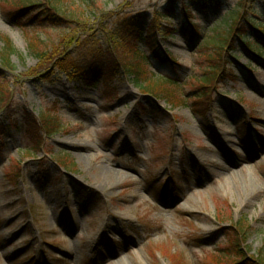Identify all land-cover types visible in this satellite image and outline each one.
<instances>
[{
  "label": "rangeland",
  "instance_id": "374dc122",
  "mask_svg": "<svg viewBox=\"0 0 264 264\" xmlns=\"http://www.w3.org/2000/svg\"><path fill=\"white\" fill-rule=\"evenodd\" d=\"M9 1L0 0V48L3 39L13 47L10 68L0 65V84L13 92L10 115L0 112V264H240L227 239L238 221L247 227L241 250L254 261L264 251V61L250 62L244 38L224 44L239 57L234 64L223 55L233 73L210 88L213 109H191L204 92L195 78L208 73L238 0H58L56 9L78 21L62 19V29ZM42 1L24 6L39 14ZM251 1L264 21V0ZM183 6L193 10L192 39L179 29ZM172 9L166 22L161 15ZM120 19L136 20L164 53L121 41L148 56L139 80L100 67L90 86L55 68L66 37L93 28L100 35ZM152 22L160 34L152 35ZM164 27L173 33L165 37ZM160 76L177 82L164 90L175 105L140 90V81ZM41 117L59 128L37 152L30 132Z\"/></svg>",
  "mask_w": 264,
  "mask_h": 264
},
{
  "label": "trees",
  "instance_id": "16d2710c",
  "mask_svg": "<svg viewBox=\"0 0 264 264\" xmlns=\"http://www.w3.org/2000/svg\"><path fill=\"white\" fill-rule=\"evenodd\" d=\"M27 0H12L9 2H6V6H21L15 9V12H25L29 11L28 16L32 18H37L38 22L41 25H51V26H59L61 29L63 28V24L65 22H62V19H65L67 22H72V24H76L78 21L70 18L69 16H65L62 14L57 8L58 0H43L42 4L40 5V8H44V11L39 12V14L35 11L36 8H31L30 6H24ZM217 6L219 7L222 5L221 1H216ZM23 5V6H22ZM34 7V6H33ZM18 10V11H17ZM182 17H183V23L179 25L181 28V31L183 33H188V35L192 38L195 37L196 27L192 24V14L193 11L191 7L189 6H183L182 9ZM174 10L172 9L171 13L169 15H161L163 19L168 22V20H171L172 16L174 15ZM256 11L253 8V1L249 4L248 0H238L235 10L231 13H229L230 19L232 21L233 27L230 29V31L226 34V37L224 38L223 44L221 45H214V47L217 49L214 53H212L211 59L208 60L209 62V70L207 74H204L202 77H196V81L200 83L199 89L203 90L204 92L199 94L197 98H195L192 101L191 109L198 113L200 112L202 115H204V108L208 107L211 103L210 97V88L215 85V83L218 82V80L223 77L228 76L230 77L233 73L232 69L228 67V64L223 58V52L224 47L229 45L230 38L232 35H237L241 38H244V44L247 47L249 51H252L256 53L257 56H253L250 54L252 59L250 60L251 63L253 62H261L264 61V22L260 19V15L255 13ZM45 17L48 16L49 21L45 20ZM80 17L79 15H77ZM81 18V17H80ZM141 18L138 16V18H130V21L134 19ZM241 19L245 20L249 23L251 26V31L253 33V37H249L247 32L244 31L241 24ZM63 20V21H65ZM126 19H120L118 21H112L111 24L109 21L106 22L107 27L103 29V31L98 35L94 32V28L89 31V33H85L81 30L79 32V36L77 33L73 38H67L64 40V47H63V56L60 58L57 57L54 66L55 68H59L62 71L65 72H81L84 70V73L88 74H98V68L101 67V70L104 72H109L111 68L116 69L114 73L117 72V70H123L125 74H129L132 76L133 79H140V65H145L147 63V56H145L144 53H142L134 44L126 45L125 48L120 47V44L122 42L127 41L128 42H134V41H140L143 43H146L145 46L147 47H153L152 53L157 54L155 42L154 39L148 40L149 36L145 35L139 31H137L135 28H137L136 20L133 21L132 24L128 21H125ZM57 21V22H54ZM153 23V22H152ZM149 27L152 35H153V27L154 25H157L155 22ZM58 27V28H59ZM148 30V29H147ZM172 30L170 28L164 27V36L170 35ZM122 41V42H121ZM257 42H261L263 44V47L258 45ZM35 44H38L35 42ZM225 44V46H224ZM123 45V44H122ZM252 45L255 47L256 50L253 49ZM37 46V45H35ZM74 50H73V48ZM12 45L9 41L6 39H3V47L0 48V65L4 68H10L9 66V58L13 54ZM72 48V49H70ZM33 56L36 58L44 59L46 56V52L44 49L37 50V48L33 49ZM119 50L122 51V53H119ZM235 56V55H234ZM52 57V56H51ZM50 57V58H51ZM63 57V58H62ZM222 57V59H221ZM115 64H114V61ZM235 58V57H234ZM117 64V66H116ZM96 71V72H95ZM83 73V74H84ZM82 74V75H83ZM227 76V77H228ZM173 88L177 89L178 85L175 84V82L170 81L168 79L158 77L153 82H143L140 81V90L145 93L149 94L152 97L155 98H163L167 102H169V96L168 94L164 95V90L166 88ZM216 87V86H214ZM12 95L13 92L10 89V86L6 83L0 84V112H3L7 115L13 106H12ZM171 105H175V103L169 102ZM184 104H186L184 102ZM206 105V106H205ZM205 108V111H206ZM33 123V122H32ZM40 125L47 136H52L53 134L57 133V130L59 128V125H56V121L50 118L43 119L41 117L40 119ZM33 131L31 132L32 137H34V144L36 149L38 150L42 144L41 137L38 136V125L36 123H33ZM64 164L66 162L64 161ZM230 230L227 233V239L230 246H232L235 249V255L240 260V264H264V251H260L257 255L254 261H249L246 259L244 253L241 250V246L246 242L247 239V227L245 226V223L243 221H238L235 224H231L229 226ZM244 238V239H243ZM243 239V241H241Z\"/></svg>",
  "mask_w": 264,
  "mask_h": 264
},
{
  "label": "bare ground",
  "instance_id": "6f19581e",
  "mask_svg": "<svg viewBox=\"0 0 264 264\" xmlns=\"http://www.w3.org/2000/svg\"><path fill=\"white\" fill-rule=\"evenodd\" d=\"M69 147H72L74 150L78 151V152H85L87 151V147L86 146H81V145H72L70 144ZM106 175V174H105Z\"/></svg>",
  "mask_w": 264,
  "mask_h": 264
}]
</instances>
